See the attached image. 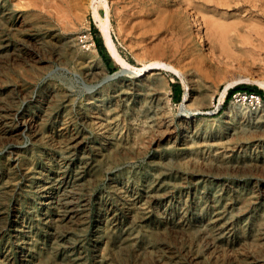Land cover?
<instances>
[{
    "label": "rangeland",
    "instance_id": "374dc122",
    "mask_svg": "<svg viewBox=\"0 0 264 264\" xmlns=\"http://www.w3.org/2000/svg\"><path fill=\"white\" fill-rule=\"evenodd\" d=\"M263 24L264 0H0V264H264Z\"/></svg>",
    "mask_w": 264,
    "mask_h": 264
},
{
    "label": "bare ground",
    "instance_id": "6f19581e",
    "mask_svg": "<svg viewBox=\"0 0 264 264\" xmlns=\"http://www.w3.org/2000/svg\"><path fill=\"white\" fill-rule=\"evenodd\" d=\"M220 2L222 1L223 3L228 1V0H219ZM180 3L182 4V2L180 1ZM104 7H105V11H104V16H102L97 7L94 8V10L92 11L93 12V19L96 23V26L98 28V30L100 31L103 39H104V44H105V47L107 48L109 54L111 55V57L118 63V65L120 66V71L116 74H114L113 76H119V75H123L127 70H132V67L130 64H128L124 59H122L116 48H115V45H114V42L112 40V37H111V31H110V28H111V23H110V18H109V7L108 5H106V3H103ZM73 8V7H72ZM75 8V7H74ZM59 14V16H58ZM57 14L59 20L64 24H68L70 21H69V18H67V13H62V12H59ZM209 20L210 22L213 23L212 19L209 17ZM217 23V22H216ZM189 24L190 26L196 31V33L198 34V44H201L203 45V39L201 37V32L198 28V26L196 25V22H194V19H190L189 21ZM211 25V24H210ZM264 25V24H263ZM212 26V25H211ZM207 27V26H206ZM215 27L219 30H221V26H219L218 24H215ZM216 28H214V30H216ZM264 28V27H263ZM258 30V29H257ZM217 31V30H216ZM212 32V31H211ZM213 33V32H212ZM216 33V32H215ZM225 33V32H223ZM226 34V33H225ZM256 35V34H254ZM224 36V35H223ZM257 36V35H256ZM255 36V37H256ZM225 37V36H224ZM250 36H248L249 38ZM261 38V37H260ZM68 39H70L68 37ZM262 40V39H261ZM264 40V39H263ZM247 41V40H246ZM255 48V47H254ZM253 48V49H254ZM264 48V47H263ZM244 49V48H243ZM257 49V48H256ZM245 53L246 55H251L253 52H251V50L246 46V49H245ZM260 50V49H258ZM262 50V48H261ZM255 51V49H254ZM254 55V54H253ZM85 57L86 59L89 61V63H91L92 65L94 66H97V67H101V66H104V63L101 59V57L99 56L95 46H94V43L92 42L91 44H89V47L87 49V52L85 53ZM223 59H228L227 57V54L223 55ZM221 59V60H223ZM254 59V58H253ZM220 62V61H219ZM227 60L224 61V63L227 64ZM223 63V62H222ZM240 65V64H239ZM228 66V65H227ZM233 67V66H232ZM231 67V68H232ZM166 70V71H169V72H172L174 75H176L177 77H179L182 81L183 79H185V74L178 68H176L175 66L171 65L170 63H167V62H163V61H153V62H150V63H145L142 68L139 69V72L142 73V75H144L145 73H148L150 72L151 70ZM186 81V80H185ZM184 81V82H185ZM241 81H252L251 78H247L246 76H239V77H235L233 79H231L230 82H228L227 86L225 87L224 91L221 93V97H220V103H222V100L224 98V95H225V92L228 88H231V87H234L237 83L241 82ZM260 81V80H259ZM258 81V82H259ZM254 82V80H253ZM255 82H256V79H255ZM262 86L264 85V82H259ZM188 93H185V97H187ZM169 95V94H168ZM154 98V97H153ZM160 98H158L159 100ZM161 100V99H160ZM261 103V101H260ZM188 110V109H187ZM192 113L191 112H186V115L184 116L185 120L183 122H187V120L189 119L190 121L192 120ZM191 115V116H190ZM261 120V119H260ZM193 121V120H192ZM20 122V121H19ZM189 122V121H188ZM19 124V123H18ZM184 126L186 124H183ZM21 126V125H20ZM167 129H169V127H167ZM172 133V132H170ZM167 134V133H166ZM69 138V137H68ZM155 141V140H154ZM74 188V187H73ZM218 218V217H217Z\"/></svg>",
    "mask_w": 264,
    "mask_h": 264
},
{
    "label": "built area",
    "instance_id": "2783aa9c",
    "mask_svg": "<svg viewBox=\"0 0 264 264\" xmlns=\"http://www.w3.org/2000/svg\"><path fill=\"white\" fill-rule=\"evenodd\" d=\"M244 98L250 102L252 105H259L260 101H262L261 97L255 94H244Z\"/></svg>",
    "mask_w": 264,
    "mask_h": 264
},
{
    "label": "trees",
    "instance_id": "16d2710c",
    "mask_svg": "<svg viewBox=\"0 0 264 264\" xmlns=\"http://www.w3.org/2000/svg\"><path fill=\"white\" fill-rule=\"evenodd\" d=\"M237 89H240V88H237V87H236L234 90H232V91L229 93L228 98H230V96H231L232 94H235V91H237ZM245 91H247V92L257 91V93H259V95H261L262 100L264 101V94H263V91H262V90L257 89V88H246Z\"/></svg>",
    "mask_w": 264,
    "mask_h": 264
}]
</instances>
